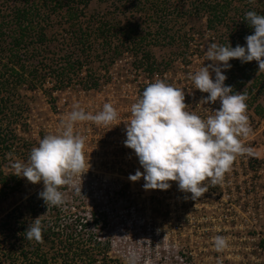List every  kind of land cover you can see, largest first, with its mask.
I'll use <instances>...</instances> for the list:
<instances>
[{
    "label": "trees",
    "instance_id": "16d2710c",
    "mask_svg": "<svg viewBox=\"0 0 264 264\" xmlns=\"http://www.w3.org/2000/svg\"><path fill=\"white\" fill-rule=\"evenodd\" d=\"M107 1L116 13H87L93 0H0V199L24 189L22 177L13 169L14 158L22 154L28 158L35 147L21 133L30 127L28 91H43L54 105L53 93L73 82L84 89L99 85L102 76L89 69L92 59L107 62L109 69L126 52L141 58L136 65L153 69L157 62L149 46L156 34L178 50H188L194 40V35L182 34L181 18L205 16L210 28L217 32L225 28L226 36H231L227 45H220L243 46L244 38L253 34L244 20L245 10L253 8L264 15V0H99ZM64 23L65 36L59 38L55 27ZM229 63L225 85L243 92L247 107L264 115L260 99L264 75L257 72V62L231 59ZM49 78L53 87L46 94L42 88ZM38 192L27 197L24 208L15 207L0 219V264H114L111 241L89 229L96 224L94 213H85L63 193V204L47 207ZM37 217L42 225L40 242L25 238L29 223ZM263 234L254 249L258 255L264 251Z\"/></svg>",
    "mask_w": 264,
    "mask_h": 264
},
{
    "label": "built area",
    "instance_id": "2783aa9c",
    "mask_svg": "<svg viewBox=\"0 0 264 264\" xmlns=\"http://www.w3.org/2000/svg\"><path fill=\"white\" fill-rule=\"evenodd\" d=\"M197 40L198 37H195L190 41L189 51L177 53L173 61L177 66L159 68L156 64L150 69L146 64L136 65L132 60L127 67L121 68L117 75L108 69L107 76L99 79L96 88L84 89L74 83L53 93L57 97L54 105L47 102L52 106L50 108L63 118V111L71 112L74 107L82 109L81 104L78 105L76 101V92L98 94L100 91L103 93L104 89L110 90L108 100L102 99L95 105V110L98 113L105 103H110L117 113V118L108 125L95 123L92 126L89 122L84 124L83 131H86L87 138H90L92 151L91 157L84 161L87 171L82 176L88 177L91 171L89 176L93 183L110 186L111 189L107 187L105 191L106 200L127 202L124 217L129 220L125 219L124 229L127 228L128 231L126 233L138 234V238L141 235V244L144 242L150 253L155 251L158 254L159 248L171 249V252L174 251L173 256L171 252H167L163 257L170 260L175 257L179 263L184 264H189V255H193L201 241L204 242L207 238L213 242L218 235L225 238L224 233L229 229L241 228L238 222L244 219L246 214L252 213L251 217L245 220V224L242 223L245 227L241 232L254 230L253 232L257 233L251 238L255 240L254 238L259 239L264 231V115L257 114L252 108L246 109L251 132L240 138L241 144L250 149V154L246 152L237 155L229 170L224 173L222 181L216 184L205 181V192L195 200L191 199L190 193L179 190L175 181H169L170 187L167 190H145L142 176L136 181L129 179L130 174H135L137 170L143 173V168L134 150L124 145L125 126L131 116V104L137 101L149 83L161 80L174 88L182 89L187 110L202 119L214 115L220 106L219 100L213 103L201 102V98L207 96V93L195 89L189 78V75L200 67L212 63L206 60L204 43L200 40L197 44L194 43ZM126 54L129 53L124 55ZM130 56L133 58L132 54ZM121 60V57L117 58L112 66L118 65ZM211 75L214 78V73ZM84 112L89 114V110ZM48 126L49 124L41 128L40 138L54 134V130H49ZM88 147L87 144L83 145L84 150ZM80 176L74 175L71 179ZM71 182L73 183L74 179ZM94 216L97 217L96 214ZM256 216L263 223L252 225V219L257 222ZM111 245L112 249V242ZM192 262L193 259L191 264ZM238 262L240 261L233 264Z\"/></svg>",
    "mask_w": 264,
    "mask_h": 264
},
{
    "label": "clouds",
    "instance_id": "9594fccd",
    "mask_svg": "<svg viewBox=\"0 0 264 264\" xmlns=\"http://www.w3.org/2000/svg\"><path fill=\"white\" fill-rule=\"evenodd\" d=\"M244 20L253 29V34L244 38L245 45L209 43L206 60L212 63L189 75L194 88L207 93L201 102L219 100L220 106L214 115L202 119L189 112L182 89L161 80L149 83L131 104L124 145L134 150L143 173L137 170L129 179L136 181L142 176L145 190H167L169 181H175L179 190L190 193L195 200L205 192V181L212 184L222 181L237 155L250 154V149L240 142L241 137L251 132L246 115L247 97L225 85L227 77L223 74L231 68V59L241 63L255 60L257 72H264V15L247 11ZM116 118L117 113L110 103H105L94 115L74 109L62 122L61 134L46 135L31 149L26 163L14 165L15 175L33 184L42 181L43 190L38 192V197L47 207L63 204L59 187L70 184L72 176L87 171L82 155L84 138L74 134V123L93 121L108 125ZM80 189L77 191L81 192ZM25 233L28 240L41 241L39 217L29 223ZM213 246L216 251H222L227 246L226 239L216 236ZM129 264H136L134 254L129 257Z\"/></svg>",
    "mask_w": 264,
    "mask_h": 264
},
{
    "label": "rangeland",
    "instance_id": "374dc122",
    "mask_svg": "<svg viewBox=\"0 0 264 264\" xmlns=\"http://www.w3.org/2000/svg\"><path fill=\"white\" fill-rule=\"evenodd\" d=\"M110 3V1L100 3L99 0H93L91 5L89 6V9L87 10V13H93L94 11H96V13H116L117 9L114 10L112 3ZM250 10L253 11V8H247V10L245 11L247 12ZM162 12L166 13V10H163ZM237 13L241 15L240 10ZM151 22L152 24L155 23V21ZM179 26H181L180 29L182 30V34L184 31L189 33L186 37H193V35L197 37L199 35L197 42L195 41L194 43L197 44L199 40L202 41L204 43L205 50H207V46L209 43L217 42L218 45H220V43L223 42L227 45L231 39V36H226L227 30L225 28H223L220 32H217L214 27L210 28V26H208L207 24V19L205 16L201 18L193 16L191 19L181 18L178 24V27ZM61 28H67L66 24H60L55 27V33H57L56 36L59 38L65 36V32H63ZM236 30L238 32V30L240 29L237 28L235 29V31ZM154 38V42H150L152 45L149 47L153 52L154 59L156 60L159 68H164L166 66H177V64L173 63V61L175 60L174 57L177 55V53L189 51L181 49L178 50V48L173 47V45L171 44H168L167 41L163 39L162 35L156 34ZM209 40H211V42ZM63 41L64 40H61L62 43ZM51 45V47H53L54 43H52ZM132 57L133 58H131L130 54H126L124 56L122 55V60L118 62V65L110 66L109 69H111L117 75V73L120 72L121 68L127 67L132 60L137 63L139 57L135 55H133ZM95 61L96 58L92 59L89 62L91 67L89 69L92 70V74L97 73V76H99L100 74L102 77H106V74H108V68L105 67L107 62ZM261 73H263L264 75V72ZM52 87L53 82L49 78L44 82V87L42 89L44 90V92H46V94H48L49 88ZM117 90L118 89H114V91ZM100 92L98 94H79L78 92H76V101L78 105L81 104L82 109H78L76 107H74V109L83 111L89 110V114H96L97 111L95 110V105L100 103L102 99L108 100L107 97L110 93V90L104 89L103 93ZM27 93L28 95H31L30 112H28L30 114H27V119H30V127H27V130L21 133H25V137H28L30 143L35 144L36 147L38 146L39 141L42 139L40 138L42 133L41 128H43L44 125L47 126L49 124V130H54L53 133L56 135L61 134L63 130L62 122L66 120L70 112L63 111L61 113L63 114V118H60V116H58L54 112V110L50 108L52 106L48 105L46 100V98L48 97L43 94V91H28ZM65 95L69 97L68 94ZM260 99L262 102V106L264 107V94ZM92 110L94 112H92ZM87 122L91 123L92 126L95 125V123H92V121H77L73 125L74 134L82 136L84 138V145L87 144L89 146L87 150H84V148L82 150L84 161L86 159H89V156L91 157L92 151V149H90V138H87L85 134L87 132L83 131L84 124H86ZM26 155L28 154L26 153ZM26 157L27 156H23V154L17 156V158H14L15 164L26 163L28 159ZM117 161L119 162V160ZM13 169L15 170L14 166ZM89 175H91V171L89 172ZM89 175L88 177L84 175V177L81 175L80 178L74 177L73 183L71 182L70 184L62 185L59 187V190L64 194V197L67 201L68 199L71 200V202L75 200L74 204H80L79 206H82V209L83 211H85V213L87 211V213L92 212L96 214V224L90 225L89 229H91L98 236L102 237L103 240L108 239L113 243V247L109 250V254L111 255V257L116 259L114 264H129V257L133 254L136 257V264H184L179 263L177 259H175V257L171 260L167 257H163L167 252L170 253L171 249L159 248L158 254L155 251L150 253L149 249L146 247V244L144 242L143 244H141L143 238L141 235L138 238V234L126 233L128 231H126L127 228L124 229V224H126V220H129L128 218L124 217L126 214L125 208L127 206V202L120 203L117 199L106 200L104 197L106 193L105 191L107 190V187L110 188V186H104L102 183H93ZM22 179L24 181L23 190L15 194L6 195L5 197H2L0 199V219L5 217L6 214L13 208L18 206L23 207V205L26 203L27 197L30 194L35 191L40 192L43 190L42 181L33 184L27 181L26 178L22 177ZM73 179H71V181ZM80 187L81 192H78L77 189ZM255 212L257 214L258 210H256ZM262 212L264 213V207L262 208ZM251 215L252 213L246 214L245 218L238 222L241 228L238 227L237 229H229L226 233H224L227 246L222 251H216L213 246V242H210V240H208L207 238L204 240V242L201 241L195 248L196 250L193 251V255H189V264H191L192 259L194 261L192 262L193 264H233L236 261L245 263H251L252 261H254L255 263L252 264H264V251H261L259 255L254 252L256 243L258 242V238L256 237L254 238L255 240H253L251 237L255 236L257 232H253L254 230H250L247 233L245 230H243L244 232H241V229L245 227L244 225H242V223L245 224V220L248 217H251ZM253 220L255 219H252V225L263 223L261 219H258V217L257 222H253ZM262 229L264 230V225ZM243 237H246V239H241ZM173 253L174 251L171 252L172 256Z\"/></svg>",
    "mask_w": 264,
    "mask_h": 264
}]
</instances>
